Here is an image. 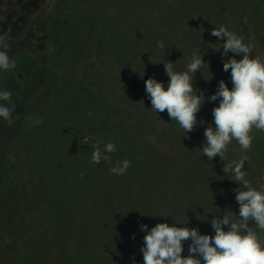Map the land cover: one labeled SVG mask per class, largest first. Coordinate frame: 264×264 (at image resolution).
Returning a JSON list of instances; mask_svg holds the SVG:
<instances>
[{
    "label": "trees",
    "instance_id": "obj_1",
    "mask_svg": "<svg viewBox=\"0 0 264 264\" xmlns=\"http://www.w3.org/2000/svg\"><path fill=\"white\" fill-rule=\"evenodd\" d=\"M236 1L0 0V34L7 32L9 42L26 34L30 17L45 8L52 14L47 47L35 57L29 55L27 63L32 64L33 71L12 90L17 97L26 96L25 101L14 103L12 126L5 121L18 130L0 150V264H103L99 263L102 261L96 242L89 239L86 243L79 238L81 226L89 227L82 209L97 214L95 226L101 231L97 244L115 256L106 257L104 264H143V257L127 253L140 252V243L134 242V248L126 249L123 233H113L111 205L117 203L119 212L122 205L101 191L98 164L92 162V153L95 147L103 149L113 136L116 151L109 154L111 158L120 155L122 146L129 150L132 142L143 143L149 155L155 146L142 133L153 131L155 140L159 131L179 127L167 111L158 112L161 121L157 120L145 81L155 78L167 88L169 77L164 63L171 62L175 71L182 72L193 54L201 53L205 61L203 74L198 71L193 81L206 98L197 120L206 127H215L212 109L219 100L207 98L218 90L220 80L230 89L233 85L231 70L225 72L214 54L223 40L212 36V29L225 26L244 37L245 42L255 44L253 56L264 57V0H246V11L241 8V13L228 6L229 17L221 16L224 6ZM257 21L261 27L258 36L252 27ZM158 41L164 43L163 49L158 48ZM23 52L14 59L17 65L24 66L19 58ZM128 54L132 57L131 75L125 67L127 61L121 59ZM234 55L228 53L226 59ZM38 104L42 112L33 111ZM122 118L124 122L116 127ZM36 119L41 120L39 125L32 124ZM17 132L23 134V139H18ZM253 134L249 151L241 152L240 146L228 147L226 161L211 160L213 167L217 164L215 170L222 172L220 188L231 182L223 172L224 164L242 156H247L246 178L252 185L264 183V132L254 129ZM84 136L90 138L89 144L79 143ZM197 156L204 163L210 161L202 152ZM185 166L174 167L170 175H178ZM121 212L130 218L124 210ZM73 213L78 222L75 233H71L78 241L76 256L66 252L62 238L67 223L64 218ZM119 222L117 228L122 229ZM123 228L128 238L127 225ZM48 242L62 257H39ZM101 247L99 252L104 254Z\"/></svg>",
    "mask_w": 264,
    "mask_h": 264
},
{
    "label": "clouds",
    "instance_id": "obj_2",
    "mask_svg": "<svg viewBox=\"0 0 264 264\" xmlns=\"http://www.w3.org/2000/svg\"><path fill=\"white\" fill-rule=\"evenodd\" d=\"M222 39V56L228 53L236 55L224 60L223 70H231L232 88L224 80H220L218 90L207 99L219 100L218 106L212 109L215 127L209 124L204 130L202 153L208 160L219 156L225 159L229 145L235 140L241 152L252 148L253 130L264 132V57L253 56L255 44L245 42V38L228 30L225 26L214 27L210 33ZM160 49L164 48L162 41L157 42ZM11 45L8 33L0 34V71L8 72L16 68V62L9 56ZM202 54H193L184 71H175L173 63H164L169 77L167 88L163 82L155 78L145 81V90L151 102V109L156 113L167 111L172 121H176L186 134L197 127V114L205 103L202 90L195 87V74L204 67ZM203 74V73H202ZM12 92L0 90V118L9 126L13 124L15 105ZM19 118L18 116L16 117ZM40 119L32 121L39 125ZM90 138L84 136L80 144H89ZM95 147V146H94ZM116 151L114 143L109 142L104 148L95 147L91 160L99 164L101 160L109 161L110 155ZM247 156L238 161L224 164L225 176L234 181L238 187L235 200L239 205L238 216L235 219L227 214L223 218L213 216L210 224L214 235L200 234L199 229L167 222L157 223L149 230L148 225H141L143 246V264H264V238L260 237L252 225L264 232V183L254 187L246 178L244 164ZM130 167V161L124 160L110 168L113 175H124ZM163 216L165 215H154ZM188 225V224H187ZM224 226H229L225 230ZM190 241L189 254L183 256L184 243Z\"/></svg>",
    "mask_w": 264,
    "mask_h": 264
},
{
    "label": "rangeland",
    "instance_id": "obj_3",
    "mask_svg": "<svg viewBox=\"0 0 264 264\" xmlns=\"http://www.w3.org/2000/svg\"><path fill=\"white\" fill-rule=\"evenodd\" d=\"M235 3L234 5H225L222 9L221 16H228V6H231L236 11L239 9L240 13L241 8L246 11V0H237ZM5 6L7 5L5 4ZM239 12L238 14H240ZM36 15L37 16L34 18L30 17L26 34L17 40L9 42L11 48L8 54L13 60L19 55L18 53L20 51H24V54H21L22 56L19 57L23 59L24 66L16 64V68L11 71H0V90L10 91L11 89L12 92L14 86L24 80L26 74L33 71L32 64L27 63L30 58L29 55L35 57L36 53L47 47V26L52 16L51 10L45 8ZM246 27L248 26L246 25ZM252 27L255 35L258 36L261 29L260 22L257 21ZM218 49L219 47L216 48V50ZM216 50H214V54L223 64L224 57L221 54L223 50ZM229 54L232 55L234 53L229 52ZM128 55H122L121 59L127 61L125 67H129L128 75H131L133 73V66L131 65L132 57L130 58V55L129 57ZM44 94L45 92H42V95ZM13 97V103L24 102L26 98L24 95H19L17 97L16 93ZM38 107L39 104L33 108V111L42 112L43 108L39 107V110H37ZM160 114H156L155 117L157 120L161 119ZM201 115L203 116L204 114L202 113L200 116ZM122 121L124 122V118L118 119L116 127L121 126ZM212 122L214 123L213 120ZM205 128L206 126L198 123L195 130L188 134H186L180 126L177 128H168L159 131L155 140H153V131L142 133L144 139L154 143L155 146L154 151H151L149 155L143 147V143L140 144L137 142V145H135V143L133 144L132 142L129 146V150H126V146H122L120 155L118 153L119 156L112 157L109 161H100L98 164L99 176L101 178L99 180L101 191H104L106 194H111L113 200L116 199V201H120L122 205L120 212L117 203L115 204L113 201L114 204L111 205L114 210L112 221L113 224H115V228H113V233L120 235L123 233V241L126 249L127 246L133 247L134 242H139L140 246H143V237L146 233L141 231V225H148L150 230L151 227H154L157 223L167 222L169 225H172L175 220L178 225L183 223L184 226H188L189 228H198L200 234L214 235V228L210 224L213 216L220 217L221 219L224 214L229 215L233 219H235V214L238 216L239 205L235 200V192L233 191L238 185L231 181L224 183L221 189L218 185L220 182L222 183L223 178L221 177L222 172L215 170L217 164L213 167L211 161H206V163H204V161L200 159L201 156L196 157V154L202 152L205 140ZM77 129L78 131L81 129V124L77 126ZM17 130L16 127L14 130L10 128L5 121L0 118V150L4 142L7 143ZM10 131H13V133L11 134ZM141 131H143V129H141ZM17 133L18 139H23V134L20 132ZM113 139L114 137L112 136L107 143H113ZM235 146L239 145L233 140L229 145V149ZM229 149L226 153H230ZM225 157L223 161L228 159V156L225 155ZM217 158L221 160L220 157H215L213 159L218 160ZM124 160L130 161V167L127 169L126 173L121 176L111 174L110 168L121 164ZM184 165H186L185 168L178 170V175L175 173L174 175H170L174 167ZM102 172H105V175L102 176ZM253 185L256 186L258 184L254 183ZM108 208H110V206ZM123 210L130 218H125L123 212H121ZM73 214L74 216L68 215V217L64 218L67 223L62 229V238H64V248L66 252L70 255L74 253L76 256V243L78 241L72 238L73 234L71 233H75L78 222L76 214ZM82 214L88 216L90 220H88L87 217L89 227H84V225H82L83 227L81 226V229H83L82 234H79V238L82 239V242L89 243L90 240H92L96 242V244L99 243L101 231L95 226L97 225V214L94 210L92 211L89 209H82ZM154 215H165L167 217ZM86 216H83L82 219ZM120 220L122 221V229L121 227L117 228V224H120ZM126 225L129 229L128 238H125L127 232L125 228H123V226L125 227ZM224 227L225 230H228L229 226ZM252 227L257 231L260 237L264 238V232H260L254 225H252ZM120 235H118V237ZM102 243H105L104 240H102ZM126 243H130V245ZM189 243L190 241L184 243L183 256L189 254ZM96 244H94L96 252L100 255V261H102L99 263L104 264L106 257H115L110 255L107 250L104 252L105 250ZM106 246V249H110V245L106 244ZM100 247L104 254H100ZM57 248V250H59V246ZM128 251L129 255L132 253L134 257H143L142 253L138 250H136L135 253H133V251L131 252V250H127V253ZM39 257H62V253L53 251L52 243L48 242L46 250L41 253Z\"/></svg>",
    "mask_w": 264,
    "mask_h": 264
}]
</instances>
